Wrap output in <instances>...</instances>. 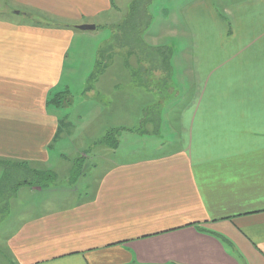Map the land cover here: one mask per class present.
I'll list each match as a JSON object with an SVG mask.
<instances>
[{
    "label": "crops",
    "instance_id": "1",
    "mask_svg": "<svg viewBox=\"0 0 264 264\" xmlns=\"http://www.w3.org/2000/svg\"><path fill=\"white\" fill-rule=\"evenodd\" d=\"M127 1L0 0V169L16 160L51 176L29 174L34 185L14 192L9 263L264 264V0H180L176 13L171 1L188 100L162 123L145 118L151 133L100 139L96 153L69 152L70 136H56L49 100L76 26L112 38Z\"/></svg>",
    "mask_w": 264,
    "mask_h": 264
},
{
    "label": "rangeland",
    "instance_id": "2",
    "mask_svg": "<svg viewBox=\"0 0 264 264\" xmlns=\"http://www.w3.org/2000/svg\"><path fill=\"white\" fill-rule=\"evenodd\" d=\"M171 1L174 3L178 1L177 7L173 9V13H176L180 6V0H153L147 9L150 22L153 20L150 33L158 32L160 25L164 27L163 32L158 35L157 32L155 33L156 39L149 43V47L146 46V43L138 40L136 48L121 42L116 48L110 49L108 46L112 43V38L109 29L105 32L100 31L99 27L93 31H76L78 33H76L66 56L62 82L57 90L59 94L53 98L55 102H58L56 107L59 109L57 114L60 116L61 130L59 136H70L73 142L72 148H70L71 145H64L69 148V152H73L74 148L89 150L91 147L93 150L90 153H96L99 149L95 148L93 144L105 138L108 133L117 130L115 136L127 133L126 130L130 132L144 130L151 133L156 128H148L147 125L152 124H147L145 118H148V121L161 119L162 123L165 118L168 119L171 111L170 106L183 104L188 100V89L184 84L187 82L179 71V59L178 62L175 61L178 53V27L177 24L173 26L167 22V11L170 10L168 3ZM132 4V0H128L123 7L118 6L124 13L119 19L123 21L124 16L132 12ZM14 14L15 12L9 13L8 18L17 16ZM16 19L20 22L23 15ZM154 27L156 28L154 29ZM122 31L129 35L133 33V30L125 31L123 29ZM146 31L147 29L140 33ZM129 48L135 50L130 51ZM109 52H112V56H109L107 61ZM154 59L156 61L157 59L158 61L164 60L165 63L156 62L152 66ZM154 66H156V71ZM176 92L178 95L175 97ZM162 100L165 108H163V112H158L156 110L162 109V106L157 109L154 107L158 106ZM52 105L55 106V104ZM65 118H68L67 123L64 122ZM141 137L145 139L146 135ZM68 154H71V166L76 167L74 158L77 156L73 157L72 153ZM56 155V151H52L51 167L55 166ZM10 162L12 164L6 165L8 167L5 172H3L4 169H0V175L14 173V170L17 169L14 164L17 161ZM25 169L20 168V171L25 174L27 172ZM25 180L28 181L31 178L26 177ZM61 180L62 178L58 177L56 182L60 183ZM18 181L11 179L6 184L12 190ZM10 193L8 189L5 192L7 196L9 194V197ZM14 196L15 194L8 199L12 198V209H9L10 204L0 205V264H10L4 239L10 234V228L15 226V221L12 218L13 205H16L21 199L19 192L17 198H13Z\"/></svg>",
    "mask_w": 264,
    "mask_h": 264
},
{
    "label": "trees",
    "instance_id": "3",
    "mask_svg": "<svg viewBox=\"0 0 264 264\" xmlns=\"http://www.w3.org/2000/svg\"><path fill=\"white\" fill-rule=\"evenodd\" d=\"M153 0H132L133 4H132V12L129 14L127 13V15L124 16V20L120 22V24L118 26L115 27V30H117L115 36H112V43L108 46L110 49H114L116 48V46H118L121 42H125L127 43L128 45H130L131 47H134L136 48L135 45H137V41L142 39V35L144 34V32L140 33L142 30H145L148 28L149 24H150V17H149V13L147 12V9L149 7V5L151 4ZM114 8V7H113ZM132 18H131V17ZM142 24V25H141ZM140 26L142 28V30L140 31ZM125 30V31H132L133 30V33L132 35H129L128 33L122 31V30ZM124 33V34H123ZM119 35L117 38H116V35ZM140 34V35H139ZM119 37L120 38V42H119ZM118 39V41H117ZM134 48H129L130 51L132 50H135ZM116 53V52H115ZM109 56H112V52H109L108 55H107V60H108V57ZM103 63V62H102ZM55 96L51 97L52 99L49 100L50 103H58V102H55V99H53ZM61 133V130H60V126H59V129H58V134L56 136H59ZM117 133V131L115 132H110L108 133L105 138H110L112 135H115ZM8 164H12V163H7V164H4V171H6L7 167L6 165ZM17 169L14 170V173L13 174H7V173H4L1 175V179H0V189H2V185L6 186L7 184V181L11 180V179H15V180H19L15 186H14V191L11 192L10 196L12 197L15 190L17 188H19L20 186H31V185H34L32 182H28L25 180L26 176H28L29 174L35 178L36 180L38 181H41V182H48L50 181L51 179V176L49 173H33V172H26L24 174V172L22 173V171H20V168H23L25 169V166L22 165V164H18L15 163L14 164ZM2 166V163H0V167ZM26 170V169H25ZM21 172V173H20ZM8 178H11V179H8ZM0 200L3 198V196L5 195L4 192H0ZM7 198V196H4Z\"/></svg>",
    "mask_w": 264,
    "mask_h": 264
},
{
    "label": "water",
    "instance_id": "4",
    "mask_svg": "<svg viewBox=\"0 0 264 264\" xmlns=\"http://www.w3.org/2000/svg\"><path fill=\"white\" fill-rule=\"evenodd\" d=\"M78 30H81V31H92L95 29V26L93 25H80V26H77L76 27Z\"/></svg>",
    "mask_w": 264,
    "mask_h": 264
}]
</instances>
